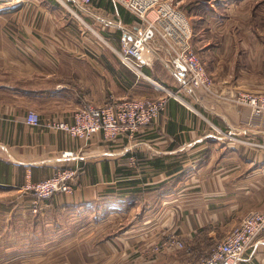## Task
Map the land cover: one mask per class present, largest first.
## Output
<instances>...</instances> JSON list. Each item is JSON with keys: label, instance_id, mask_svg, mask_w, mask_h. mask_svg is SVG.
Masks as SVG:
<instances>
[{"label": "crops", "instance_id": "obj_1", "mask_svg": "<svg viewBox=\"0 0 264 264\" xmlns=\"http://www.w3.org/2000/svg\"><path fill=\"white\" fill-rule=\"evenodd\" d=\"M27 1L0 0V17L17 15L19 24L0 23V264H186L213 250L249 210L264 209V114L241 101L252 89L247 73L221 75L204 61L214 88L192 91L160 60L145 66L190 105L170 97L134 136L83 140L28 124L29 111L43 123L69 121L84 100L102 105L162 92L121 63L113 48L119 28L103 24L108 33L100 37L76 26L67 8L40 12ZM93 7L107 20H136L112 0ZM215 126L257 145L223 139ZM66 150L80 158H63ZM65 165L78 169L72 191L33 211L28 186ZM262 237L238 264H264Z\"/></svg>", "mask_w": 264, "mask_h": 264}, {"label": "built area", "instance_id": "obj_2", "mask_svg": "<svg viewBox=\"0 0 264 264\" xmlns=\"http://www.w3.org/2000/svg\"><path fill=\"white\" fill-rule=\"evenodd\" d=\"M60 1L83 24L86 21L84 15L104 25L119 28L120 45L118 48L114 47V50L121 63L130 69L137 79L152 82L156 90L162 93L153 98H112L110 102L102 105L84 100L69 121L52 120L43 123L39 113L29 111L26 116L28 124H46L52 129L64 130L83 140H90L96 133H102L105 140L124 134L134 136L166 109L170 97L186 103L185 97L178 90L153 80L145 71V66H151L159 60L172 74H182L184 85L192 91L204 89L212 92L214 80L192 45L191 20L173 0H112L137 17L132 24L125 23L121 18L111 21L98 15L94 10L93 0ZM241 101L250 106L253 115L264 114V93H244ZM215 132L223 139L257 145L251 139L239 138L236 134L217 126ZM244 133H247V130H244ZM62 157L77 160L80 154L75 150H66L62 152ZM77 172V168L65 165L50 177L30 184L28 189L35 194L33 211H39L42 202L55 193L71 192ZM263 235L264 209H251L241 223L213 250L186 264H238L249 247L262 242ZM171 243L178 248L184 247L181 239L174 238Z\"/></svg>", "mask_w": 264, "mask_h": 264}, {"label": "rangeland", "instance_id": "obj_3", "mask_svg": "<svg viewBox=\"0 0 264 264\" xmlns=\"http://www.w3.org/2000/svg\"><path fill=\"white\" fill-rule=\"evenodd\" d=\"M173 2L191 20L192 45L208 66L217 67L221 75L224 72H231L238 77L247 73L248 86L252 88L249 90L259 88L263 91L257 93H264V0H173ZM50 6L65 8L60 0H28L24 3V7L39 9L40 12L41 8ZM71 16L76 26L91 31L81 20L75 18L73 14ZM23 17L27 19L26 13ZM83 17L92 23L86 16ZM15 19L18 21L17 15H6L0 17V23L18 26ZM99 26L104 27L99 22L98 27L93 28L103 37H107L108 28L101 29ZM115 28L108 30L117 31Z\"/></svg>", "mask_w": 264, "mask_h": 264}, {"label": "bare ground", "instance_id": "obj_4", "mask_svg": "<svg viewBox=\"0 0 264 264\" xmlns=\"http://www.w3.org/2000/svg\"><path fill=\"white\" fill-rule=\"evenodd\" d=\"M50 1V0H49ZM58 1V0H57ZM20 2V1H19ZM18 2V3H19ZM16 4V3H15ZM59 7V6H58ZM61 7V6H60ZM124 8V7H123ZM69 12V11H68ZM122 12V11H121ZM134 15V14H133ZM132 15V16H133ZM118 17V16H117ZM113 19V18H112ZM132 21V20H131ZM134 21V20H133ZM78 22V21H77ZM81 22V21H80ZM129 22V21H128ZM84 23L86 24H84L85 26H87V27H89L90 29H93L90 25H89V23L87 22V21H84ZM115 28V27H114ZM116 29V28H115ZM118 29V28H117ZM94 30V29H93ZM115 31V30H114ZM98 33V32H97ZM119 33V32H118ZM99 34V33H98ZM100 35V34H99ZM119 35V34H118ZM100 37H101V35H100ZM119 38V37H118ZM120 39V38H119ZM114 48V47H113ZM204 61V60H203ZM205 65H206V63H205ZM208 71V70H207ZM178 77V76H177ZM161 83V82H160ZM215 84V83H214ZM201 90H203V89H201ZM248 90V89H247ZM206 91V90H205ZM249 91V90H248ZM252 92H254V91H252ZM181 93V92H180ZM247 93V92H246ZM243 95V94H242ZM238 99V98H237ZM184 101L186 102V103H189L188 102V100H186L185 98H184ZM251 111V110H250ZM70 119V118H69ZM152 124V123H151ZM69 160V159H68ZM77 162V161H76ZM59 167H61V166H59ZM71 167H73V166H71ZM58 169V168H57ZM28 185V184H27ZM40 209V208H39ZM221 243V242H220ZM172 244V243H171ZM176 247V246H175Z\"/></svg>", "mask_w": 264, "mask_h": 264}]
</instances>
